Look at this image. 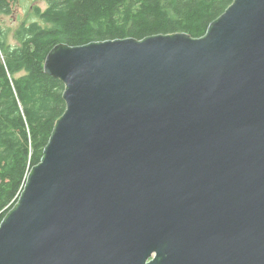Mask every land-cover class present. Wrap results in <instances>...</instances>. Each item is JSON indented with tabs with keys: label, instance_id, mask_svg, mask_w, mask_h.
<instances>
[{
	"label": "water",
	"instance_id": "95a60500",
	"mask_svg": "<svg viewBox=\"0 0 264 264\" xmlns=\"http://www.w3.org/2000/svg\"><path fill=\"white\" fill-rule=\"evenodd\" d=\"M63 115L0 264H264V0L206 34L55 46Z\"/></svg>",
	"mask_w": 264,
	"mask_h": 264
},
{
	"label": "trees",
	"instance_id": "16d2710c",
	"mask_svg": "<svg viewBox=\"0 0 264 264\" xmlns=\"http://www.w3.org/2000/svg\"><path fill=\"white\" fill-rule=\"evenodd\" d=\"M19 0H0V15ZM36 19L23 22L8 42L0 26V223L15 206L29 171L40 163L55 122L63 115L64 85L46 75L57 45L83 46L150 36L206 34L233 0H43Z\"/></svg>",
	"mask_w": 264,
	"mask_h": 264
},
{
	"label": "rangeland",
	"instance_id": "374dc122",
	"mask_svg": "<svg viewBox=\"0 0 264 264\" xmlns=\"http://www.w3.org/2000/svg\"><path fill=\"white\" fill-rule=\"evenodd\" d=\"M45 9L43 0H19L14 13L10 16L0 15V26L7 32L8 42L15 44L13 32L25 21L36 19L35 9Z\"/></svg>",
	"mask_w": 264,
	"mask_h": 264
}]
</instances>
